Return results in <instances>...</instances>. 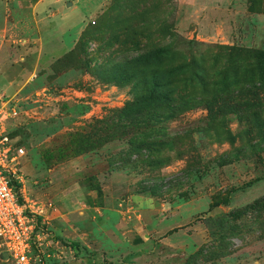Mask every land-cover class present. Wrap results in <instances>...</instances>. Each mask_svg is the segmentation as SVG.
<instances>
[{
  "label": "rangeland",
  "instance_id": "obj_1",
  "mask_svg": "<svg viewBox=\"0 0 264 264\" xmlns=\"http://www.w3.org/2000/svg\"><path fill=\"white\" fill-rule=\"evenodd\" d=\"M30 1L0 0L27 264H264V0Z\"/></svg>",
  "mask_w": 264,
  "mask_h": 264
},
{
  "label": "built area",
  "instance_id": "obj_2",
  "mask_svg": "<svg viewBox=\"0 0 264 264\" xmlns=\"http://www.w3.org/2000/svg\"><path fill=\"white\" fill-rule=\"evenodd\" d=\"M3 118L0 113V249L18 264H27L33 247L41 240V229L13 184L17 180L18 159L25 152L15 148L2 127Z\"/></svg>",
  "mask_w": 264,
  "mask_h": 264
},
{
  "label": "crops",
  "instance_id": "obj_3",
  "mask_svg": "<svg viewBox=\"0 0 264 264\" xmlns=\"http://www.w3.org/2000/svg\"><path fill=\"white\" fill-rule=\"evenodd\" d=\"M46 0H35L34 2L33 1H30V6L32 7V14L34 15V18L36 21H41V13H43L45 10V8H42L41 6L44 5ZM49 3H48V9L50 12H52L49 16L48 14V18L50 20H56L59 16H61V12L56 9L54 3L52 0H48ZM60 0H55V3H59ZM67 4H68V0H64ZM21 4H24L23 1H20L19 2V6H22ZM6 5V6H5ZM5 9L8 11V17H6V20H9L10 21V18H11V12L9 11V7L11 6L9 4V1H6L5 2ZM29 6V7H30ZM74 7V5H73ZM63 20L62 17L60 18V21ZM49 29H54V27L52 26V24L48 27ZM65 32V31H64ZM63 32V33H64ZM60 33V32H59ZM63 33L59 34V37L61 38ZM39 49L37 50V55H34L36 56L35 58H31V61L29 63L30 65V68L32 69H36V68H41L42 65L44 64H48V63H51L54 61L55 59V55H56V52L59 50V47H54L52 45L48 46L46 49H44L43 46H38ZM35 53V51H32L29 53V55L31 54V56ZM22 59V58H21ZM24 60V59H23ZM30 72V71H29Z\"/></svg>",
  "mask_w": 264,
  "mask_h": 264
},
{
  "label": "trees",
  "instance_id": "obj_4",
  "mask_svg": "<svg viewBox=\"0 0 264 264\" xmlns=\"http://www.w3.org/2000/svg\"><path fill=\"white\" fill-rule=\"evenodd\" d=\"M167 108L171 109V106H167ZM13 184L16 187L17 192L20 194V200L23 202V198H22V195H21V192H20V189H19L20 187L18 185V181L14 180Z\"/></svg>",
  "mask_w": 264,
  "mask_h": 264
},
{
  "label": "water",
  "instance_id": "obj_5",
  "mask_svg": "<svg viewBox=\"0 0 264 264\" xmlns=\"http://www.w3.org/2000/svg\"><path fill=\"white\" fill-rule=\"evenodd\" d=\"M4 255H5L7 258H9V256H8V254H7V253H4Z\"/></svg>",
  "mask_w": 264,
  "mask_h": 264
}]
</instances>
